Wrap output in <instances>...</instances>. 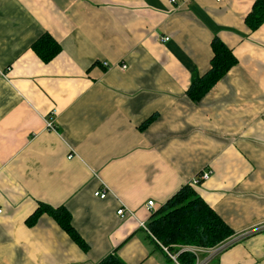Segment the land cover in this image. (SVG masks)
<instances>
[{"label":"crops","instance_id":"0c3cea01","mask_svg":"<svg viewBox=\"0 0 264 264\" xmlns=\"http://www.w3.org/2000/svg\"><path fill=\"white\" fill-rule=\"evenodd\" d=\"M254 2L0 0V264L112 253L178 264L139 222L205 167L195 189L235 233L264 225V23L245 21ZM44 33L61 45L49 62L32 47ZM214 36L238 64L194 101L187 90L210 68ZM53 113L57 131L46 127ZM104 186L113 193L95 196ZM40 202L66 206L89 249L48 214L29 225ZM121 204L136 218L120 217ZM209 264H264V230Z\"/></svg>","mask_w":264,"mask_h":264},{"label":"trees","instance_id":"16d2710c","mask_svg":"<svg viewBox=\"0 0 264 264\" xmlns=\"http://www.w3.org/2000/svg\"><path fill=\"white\" fill-rule=\"evenodd\" d=\"M245 21L251 30L258 29L264 23V0H255ZM32 47L44 62L51 61L61 52V45L49 33H44ZM211 47L213 57L210 68L203 75L193 73L187 90L188 96L194 101H200L238 64L233 50L219 36H214ZM153 119L154 116L148 118L141 128L147 127ZM43 214L50 215L81 248L89 249V244L73 225L72 213L66 206L54 207L40 202L27 223L34 225ZM147 227L161 243L172 249L177 244L212 247L235 233L191 184L181 187L160 209L152 213ZM178 261L180 264H196V255L182 252ZM99 264L126 263L116 253H112Z\"/></svg>","mask_w":264,"mask_h":264},{"label":"built area","instance_id":"2783aa9c","mask_svg":"<svg viewBox=\"0 0 264 264\" xmlns=\"http://www.w3.org/2000/svg\"><path fill=\"white\" fill-rule=\"evenodd\" d=\"M175 1L176 0H173V2H175ZM217 1H221V0H217ZM169 39H170L169 36L163 37V41H168ZM102 64L107 68L113 66V65L109 64L107 61L102 62ZM121 67L123 69H127L128 66H127V64L124 63L121 65ZM46 127H47V129H49L51 131H57L55 113L51 114L49 116V118L46 120ZM74 155L75 154L72 152V153H70L69 157L72 158V157H74ZM211 175H212L211 168L205 167L191 180L190 184L196 188V187L202 185L206 180L210 179ZM110 193H113V192L110 189H108L106 186H104V188L96 190L94 194H95V196L104 199ZM147 208L149 210H152L154 208V201L153 200L148 201ZM1 212H2V209L0 208V213ZM117 213L122 218H125L127 216H131L133 218H136L135 212L123 204H121ZM139 224L141 227L146 229L153 236V238L157 241V243L165 251V253L172 260L177 262L178 264H180L178 261V256L180 253L188 251V252L194 253L196 255V257H199V252L201 250H206L207 255L203 259L198 258L196 264H209L213 259H215L222 252L226 251L227 249L231 248L232 246L236 245L237 243L243 241L244 239L249 238V237L255 235L256 233H259V232L264 230V225H260V226L254 227V228L247 230V231L236 232L233 235H231L230 237L222 240L221 242H219L218 244H216L215 246H212V247H199V246H193V245H178L177 244V245H173V247H174L173 248L174 250H173L171 248V246L164 245L152 234V232L148 229L147 223H145V221H141V222H139Z\"/></svg>","mask_w":264,"mask_h":264},{"label":"rangeland","instance_id":"374dc122","mask_svg":"<svg viewBox=\"0 0 264 264\" xmlns=\"http://www.w3.org/2000/svg\"><path fill=\"white\" fill-rule=\"evenodd\" d=\"M197 262V261H196Z\"/></svg>","mask_w":264,"mask_h":264}]
</instances>
